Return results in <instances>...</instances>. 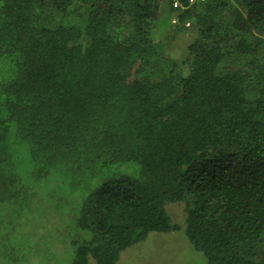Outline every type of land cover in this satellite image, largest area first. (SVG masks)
<instances>
[{"label":"trees","instance_id":"1","mask_svg":"<svg viewBox=\"0 0 264 264\" xmlns=\"http://www.w3.org/2000/svg\"><path fill=\"white\" fill-rule=\"evenodd\" d=\"M162 13L195 36L180 61ZM128 163L80 204L71 264L178 230L174 203L207 264H264V0H0V204Z\"/></svg>","mask_w":264,"mask_h":264},{"label":"rangeland","instance_id":"2","mask_svg":"<svg viewBox=\"0 0 264 264\" xmlns=\"http://www.w3.org/2000/svg\"><path fill=\"white\" fill-rule=\"evenodd\" d=\"M173 18L161 14L153 39L166 43L168 58L180 61L195 36L173 27ZM20 167L19 177L26 185L30 178L27 162L22 161ZM138 170V165L128 163L106 168L94 178L55 176L32 187L27 199L1 203L0 264H71L76 247L88 238V232L75 224L84 198L106 177L136 176ZM165 210L178 230L150 234L122 252L116 264H207L203 254L188 241L183 205L169 204ZM89 264L95 262L89 259Z\"/></svg>","mask_w":264,"mask_h":264},{"label":"built area","instance_id":"3","mask_svg":"<svg viewBox=\"0 0 264 264\" xmlns=\"http://www.w3.org/2000/svg\"><path fill=\"white\" fill-rule=\"evenodd\" d=\"M173 5H174L175 7H177V6H178V3H177V2H174ZM172 22H173V23H176V20H173ZM186 26L188 27L189 24H186Z\"/></svg>","mask_w":264,"mask_h":264}]
</instances>
